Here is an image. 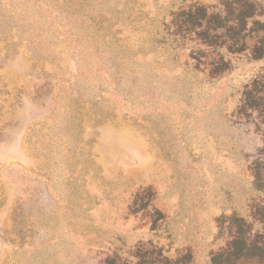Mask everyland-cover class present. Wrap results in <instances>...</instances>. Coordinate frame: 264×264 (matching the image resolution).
<instances>
[{
    "label": "rangeland",
    "instance_id": "1",
    "mask_svg": "<svg viewBox=\"0 0 264 264\" xmlns=\"http://www.w3.org/2000/svg\"><path fill=\"white\" fill-rule=\"evenodd\" d=\"M237 1L0 0V264H264V0Z\"/></svg>",
    "mask_w": 264,
    "mask_h": 264
},
{
    "label": "trees",
    "instance_id": "2",
    "mask_svg": "<svg viewBox=\"0 0 264 264\" xmlns=\"http://www.w3.org/2000/svg\"><path fill=\"white\" fill-rule=\"evenodd\" d=\"M237 3H241L243 4V6L248 8V11H240L238 13H236L234 16L235 20H238L240 22H242L241 24H243V22L245 21V19L250 18L253 15V11H254V7L255 5L249 1V0H239L237 1ZM226 5L228 6V4L226 3ZM227 11L229 12V15L234 14V10L233 9H227ZM178 15H182L184 16L183 20H178L177 19V26L180 30L183 31H187L189 29L188 24L192 25V28H198L199 30L196 31V35L198 36V38H200L203 42L207 43L208 45L211 44H223L224 42H217V37H221L222 35H218V34H211L209 33V30H217V29H222L225 28L226 24L223 23V18L219 17L217 14H212L207 12V8L205 6H196L195 7V12L191 7H189V9L187 11H180L177 13V17ZM218 22H216V20ZM225 21V18H224ZM215 22L217 24H215ZM255 24L259 23L257 21L254 22ZM260 24V23H259ZM184 26V27H183ZM262 26H264V24H262ZM183 27V28H182ZM241 27H243V25H241ZM232 28H229L227 30H231ZM230 40H233V44L227 45V49L230 52H239L241 50H243V44L242 45H238L235 46L234 44L236 43L235 39L236 37L239 38L240 37V33L239 30L235 31L233 33V35H230ZM253 51L254 52H258V47L255 45L253 47ZM261 51L258 53L260 54ZM228 61L224 60V58L220 55L219 58L214 61V63H211L212 67H211V72L212 73H218L222 70H224L227 67ZM139 194H137V200L139 198ZM136 202V201H135Z\"/></svg>",
    "mask_w": 264,
    "mask_h": 264
}]
</instances>
